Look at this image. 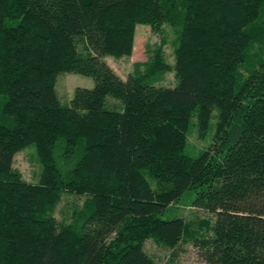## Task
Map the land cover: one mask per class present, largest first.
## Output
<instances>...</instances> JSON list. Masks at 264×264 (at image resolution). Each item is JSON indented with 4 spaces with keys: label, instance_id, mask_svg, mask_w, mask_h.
Segmentation results:
<instances>
[{
    "label": "trees",
    "instance_id": "trees-1",
    "mask_svg": "<svg viewBox=\"0 0 264 264\" xmlns=\"http://www.w3.org/2000/svg\"><path fill=\"white\" fill-rule=\"evenodd\" d=\"M138 25L177 31L175 64L148 46L124 80L104 58L131 57ZM60 73L95 86L63 105ZM192 127L213 133L198 156ZM30 145L39 184L13 168ZM57 151L79 153L66 177ZM187 191L216 217L207 264H264V0H0V264H155L148 240L175 249L191 230L163 219ZM63 193L87 196L70 224Z\"/></svg>",
    "mask_w": 264,
    "mask_h": 264
},
{
    "label": "rangeland",
    "instance_id": "rangeland-1",
    "mask_svg": "<svg viewBox=\"0 0 264 264\" xmlns=\"http://www.w3.org/2000/svg\"><path fill=\"white\" fill-rule=\"evenodd\" d=\"M177 31L169 25H165L162 31L154 33L149 26L138 25L136 29V41L133 55L129 58L115 59L107 56L104 61L119 75L126 80L133 72L134 65L139 62H146L149 58L148 46H159L164 43V56L168 64H175V48ZM80 50L83 51L84 44L80 42ZM255 53V52H253ZM246 76V70L243 69ZM175 73L167 74L163 81L156 84L157 87L173 88L177 85ZM95 86L93 78L84 77L73 73H60L57 78L56 92L63 105L71 106L77 88L92 89ZM121 105V102L111 97L107 98L106 106L111 108L114 105ZM213 133L210 132L205 140L199 137L198 130L193 128L188 136V146L186 153L190 156H198L204 149L208 148L212 142ZM58 166L64 177L73 168L79 159V153L74 157L66 158L60 151L56 152ZM13 168L18 171L23 180L31 184L41 182L42 165L39 162L37 148L30 145L14 157ZM153 189L155 182L150 178ZM196 198L194 191H187L181 200L169 208L164 216V220L177 218L184 219L190 225V231L183 241L175 249H168L156 244L153 240L145 243L146 252L154 259L155 264H207L204 259V249L202 242L213 235L212 227L216 217L205 209L193 207ZM87 196L63 193L61 201L54 210V216L60 223L70 224L74 222L77 213L84 209ZM203 223H208L204 225ZM197 243V244H196Z\"/></svg>",
    "mask_w": 264,
    "mask_h": 264
}]
</instances>
